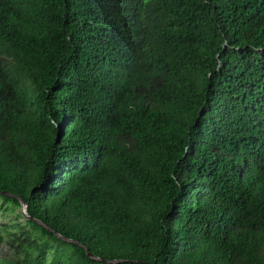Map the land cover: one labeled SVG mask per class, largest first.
Returning a JSON list of instances; mask_svg holds the SVG:
<instances>
[{
    "label": "trees",
    "instance_id": "trees-1",
    "mask_svg": "<svg viewBox=\"0 0 264 264\" xmlns=\"http://www.w3.org/2000/svg\"><path fill=\"white\" fill-rule=\"evenodd\" d=\"M0 191V264H264V0H0Z\"/></svg>",
    "mask_w": 264,
    "mask_h": 264
},
{
    "label": "rangeland",
    "instance_id": "rangeland-1",
    "mask_svg": "<svg viewBox=\"0 0 264 264\" xmlns=\"http://www.w3.org/2000/svg\"><path fill=\"white\" fill-rule=\"evenodd\" d=\"M13 206L4 205L3 199L0 198V229L4 230L12 229L15 227V222H25V217H19V213H23L21 208L12 209ZM5 233V232H4ZM6 234V233H5ZM7 251L12 254L13 250L11 249L10 243L6 240L4 243L0 244V258L3 253Z\"/></svg>",
    "mask_w": 264,
    "mask_h": 264
},
{
    "label": "water",
    "instance_id": "water-1",
    "mask_svg": "<svg viewBox=\"0 0 264 264\" xmlns=\"http://www.w3.org/2000/svg\"><path fill=\"white\" fill-rule=\"evenodd\" d=\"M0 193H3V194H9V195H13V196H16L20 199L21 201V209H22V212L23 214L28 217V218H33L29 215V209H28V205L26 204V202L24 201V199H22L21 197H19L18 195L16 194H13V193H10L8 191H0ZM36 221H38L39 223L43 224L44 226L48 227L49 229L53 230L60 238H62L63 240H66V241H69V242H74V243H77L81 246H84L88 252V254L94 258V259H97V260H103V261H108V262H120V261H123V259H113V260H110V259H105V258H102L96 254H94L83 242L79 241V240H76V239H73V238H70V237H67L63 234H61L60 232L52 229L50 226H48L46 223H44L43 221L39 220V219H35ZM145 264H150L149 262H145Z\"/></svg>",
    "mask_w": 264,
    "mask_h": 264
}]
</instances>
